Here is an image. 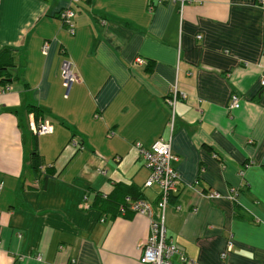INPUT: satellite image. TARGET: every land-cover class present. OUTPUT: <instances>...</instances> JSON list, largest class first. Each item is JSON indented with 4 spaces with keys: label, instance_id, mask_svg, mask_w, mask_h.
<instances>
[{
    "label": "crops",
    "instance_id": "1",
    "mask_svg": "<svg viewBox=\"0 0 264 264\" xmlns=\"http://www.w3.org/2000/svg\"><path fill=\"white\" fill-rule=\"evenodd\" d=\"M65 2L0 0L11 87L0 98V264H143L149 219L116 204L133 193L156 217L159 188L144 186L133 143L158 138L180 177L166 237L192 264H264V2L191 0L180 12L178 0H79L72 34L58 17ZM64 59L77 76L67 93ZM42 121L51 132L33 134ZM33 150L51 176L31 168ZM212 189L236 201L210 200Z\"/></svg>",
    "mask_w": 264,
    "mask_h": 264
},
{
    "label": "built area",
    "instance_id": "2",
    "mask_svg": "<svg viewBox=\"0 0 264 264\" xmlns=\"http://www.w3.org/2000/svg\"><path fill=\"white\" fill-rule=\"evenodd\" d=\"M65 5L61 8L58 13L60 21L66 26V30L69 34L74 31L73 17L75 15L74 6L79 0H65ZM160 4L164 0H151ZM191 0H178L179 11L181 12L182 7L185 3H189ZM260 4L264 0H258ZM152 8V4L148 6ZM48 48V41H43L41 45V53L45 54ZM141 58H134V62L141 63ZM60 78L62 85L67 93L70 85L77 81V76L74 72V67L68 59H64L60 63ZM259 84L264 86V70L259 76ZM11 89L10 85L5 84L0 86V98L1 96ZM177 96L176 88L174 87L171 95L164 99L165 104L170 109L172 115L175 99ZM183 96V94H181ZM239 106V99L237 95L231 94L227 109L231 110ZM30 130L33 134H47L52 130L51 125L47 121L34 124L30 123ZM74 148L78 150L82 149V145L79 142L71 141ZM133 148L135 149L138 156L143 160L145 168L148 170L147 179L144 182V186L149 187L151 185H157L159 188V196L156 202L158 213L153 218L151 214V208L149 203L142 198H132L130 195H124L121 202L117 206V214L124 215L127 211L133 213H139L146 215L149 219V233L147 237L138 245L140 251L139 261L143 264H170V257L173 254L179 255V258L185 264H192L191 260L186 259L183 253L177 248L175 243L165 234L164 227V212L167 204V199L170 193L176 190V185L179 182L178 172L171 166V161L174 159L170 152L169 139H156L147 148L143 147L140 143L134 142ZM42 171L44 170L41 168ZM97 172L104 173L103 169H97ZM241 174V171L239 172ZM1 187V183H0ZM204 195L212 200L218 198H225L229 201H236V192L234 189L228 190L225 194L218 192L217 190H208ZM178 208V207H176ZM102 220V219H100ZM231 248V242L228 241L224 250L220 253V258L224 259L227 252ZM36 259L40 260V256H36Z\"/></svg>",
    "mask_w": 264,
    "mask_h": 264
},
{
    "label": "trees",
    "instance_id": "3",
    "mask_svg": "<svg viewBox=\"0 0 264 264\" xmlns=\"http://www.w3.org/2000/svg\"><path fill=\"white\" fill-rule=\"evenodd\" d=\"M161 3H162V2H161ZM0 70H2L1 67H0ZM6 80H7L6 77H0V86H3V85H5V84H7V83H5ZM31 109H33L32 106H31ZM30 160H31V168H32L33 170H37V171L39 172V176H41V177L44 178V177H49V176L52 175V174H51V171H50L49 168H48V169L45 168L43 171H42V170L40 171V170L38 169L39 161H38V155H37V153H36L35 150H33L32 153L30 154ZM125 195H129V194H125ZM123 196H124V195H122V198H123ZM130 196H131L132 198H139L138 195H133V193H131ZM106 201H109V198H106L105 202H106ZM119 203H120V202H119ZM119 203H117L116 206H118Z\"/></svg>",
    "mask_w": 264,
    "mask_h": 264
}]
</instances>
